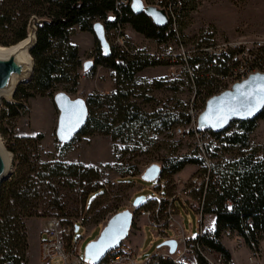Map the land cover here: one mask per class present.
<instances>
[{
    "label": "rangeland",
    "instance_id": "374dc122",
    "mask_svg": "<svg viewBox=\"0 0 264 264\" xmlns=\"http://www.w3.org/2000/svg\"><path fill=\"white\" fill-rule=\"evenodd\" d=\"M17 1L14 3L18 4ZM14 3L0 0V11H4L3 7L4 9L11 8L12 11ZM192 5L194 9L188 10L189 5H186L184 0H176L174 3L175 11L178 13L176 29L181 35L184 45L188 47L186 48L188 51L193 50L195 45L210 44H213L211 46L213 51H220L225 48L236 51L245 49L246 46L250 47L258 41H264V0H193ZM18 11L19 9L17 12H11L13 24L9 23L7 26H1L0 38H10V30L24 20L26 13L18 14ZM122 28L135 51L149 57L160 52L158 46L161 42L146 40L133 33L127 24ZM104 35L110 48L112 28L104 30ZM80 38L84 37L81 36ZM168 42L173 46L174 51H179L171 40ZM91 46L92 48H90ZM93 46L94 42L89 46L90 49L88 48L89 50L85 51L86 53L79 55L82 64L91 61L90 55ZM251 48L254 50L253 47L248 50ZM0 49L7 48L0 45ZM96 69L92 73L84 69L78 71L79 80L74 92H66L61 86H55L49 91V94L43 97L35 95L24 100L22 94L28 91L29 79L19 85L22 93L18 101L12 96L9 101L1 100L0 102V110L3 109L4 103L16 105V115L10 118L5 117L0 121V143L10 158V172L0 185V192L3 191L5 184L9 182L17 163L23 165L25 162L31 164L30 167L39 162L72 163L95 168L99 173L98 180L86 184L78 183L74 178H66L58 182L55 180L47 189L35 188L36 198L32 203L35 205L36 217L24 218L21 221L23 224L21 231L27 244V264H42L40 240H44L46 236L44 234L40 235L39 222L45 218L59 216V209L63 217L76 219L77 223L80 222L78 230L73 234V241L81 238V244L79 245L80 258H82L84 247L99 235L102 230L101 226L103 228L105 225H103V221L107 217L111 218L114 214L122 211H127L129 214L133 212V219L130 214V226L134 238L127 239V237L125 239L131 249L136 251L135 263L141 264L146 258L156 251L159 252L160 248L164 247H158L160 243L165 240H172L164 238H171L177 232L178 227L174 223L164 233L152 230L147 225L146 218L140 215L144 210L143 208L152 211L155 205L153 202L156 201L154 198H149V202L143 203L142 208H131V201L134 197L139 195L158 196L162 201L165 197L173 195L177 189H180L178 188L180 184H184L183 187H186V185L188 187L189 184H192L191 181L197 180V177L203 174L205 170H211L216 166L224 167L238 159L240 155H248L253 152L255 158H264V118L255 121V128L249 135L248 148L246 149L230 148L223 142L217 143L215 141H221L224 136L234 131L236 129L235 125L218 137L207 135L204 157L198 151L191 131L187 130V125L190 126L191 130H195L197 124L195 125L193 121H190L187 125L176 122L170 127L183 128L187 135L185 138H179L177 134L166 137L165 130L155 131L153 127L150 129L145 126L133 125L128 128H120V134L115 139H111L107 135L93 133L89 136H76L65 143L57 141L55 128L59 112L53 103V96L56 93H64L70 100L79 99L85 102L86 97L90 94L107 96L114 92H109L110 90L107 89L110 82L114 86L113 72L104 68L106 70L100 69L96 74ZM108 72H110V76ZM252 74L255 73L249 75ZM153 83L158 86L156 87ZM233 84L235 83L229 85V89ZM101 86L102 89L106 88L103 91L104 94H99L100 92L96 90ZM128 87L132 90L130 94L131 102L134 103L138 113L143 114L161 111L162 113L171 112L175 116L186 115L192 98L191 87L185 82L169 80L167 78V68L162 63L155 67L144 68L136 73L132 85ZM146 99L149 100L145 101ZM200 99L201 96L198 95L196 103ZM104 111L105 113L109 112L107 109ZM175 116L173 119H176ZM117 125H120V123ZM204 133L201 135H205ZM38 135L40 138L37 137ZM184 157H196L202 160V164L186 165L175 174L160 171L164 161ZM150 166H156L159 169L158 177L161 181H165L162 187L157 185L159 183L157 179L146 181L143 178L145 169ZM22 171H26V168H22ZM100 190L101 194L90 197L91 193ZM187 206L183 207L180 204L178 208L176 205L173 206L176 211L173 216H175V222L179 223L181 221L184 234H192L193 237L196 234L198 219L194 209L191 210ZM141 224L144 225L141 229L143 245L137 253V249L132 246V241L137 235L135 231L138 230V226ZM38 235H40V240ZM263 240H259L257 244V247L261 248L259 253L264 249ZM219 241L227 249H238L234 246V233L228 231L222 233ZM240 247L246 248L249 255L254 250H250L244 244ZM260 255L253 262H257ZM50 264H61V262L55 263L53 261Z\"/></svg>",
    "mask_w": 264,
    "mask_h": 264
},
{
    "label": "trees",
    "instance_id": "16d2710c",
    "mask_svg": "<svg viewBox=\"0 0 264 264\" xmlns=\"http://www.w3.org/2000/svg\"><path fill=\"white\" fill-rule=\"evenodd\" d=\"M15 1L17 0H7L8 3ZM120 1L131 0H20L17 1L18 4L14 3L12 11L11 8L4 9V7V11H0V28L9 23L13 24L11 12H17L19 9L18 14L26 13L22 23L10 30V38H0V45L6 47L14 45L25 37L26 24L30 16L34 15L41 20V24L36 27L35 44L29 51L33 68L28 91L22 94L24 100L35 95L43 97L49 94V91L55 86H61L66 92H74L79 80L78 71L80 69L89 70L92 73L95 68L103 67L113 72L114 92L107 96L90 94L86 97L84 102L86 106L85 123L74 137L98 133L115 139L120 134V128L123 127L140 125L150 129L153 127L155 131H166L176 122L186 125L190 123L187 113L182 116L161 111L143 114L138 113L134 103L131 102L132 90L128 86L132 85L134 75L144 68L161 64L154 61L152 57L144 56L137 51L135 55L129 56L113 47H110L108 53L104 54L94 39L90 55L91 61L81 63L77 48L69 42L73 28L76 27L81 32L92 34V25L100 23L103 30H109L119 20L117 7L121 13L120 24L122 27L127 24L146 40L158 43L171 40V34L166 32L168 26L156 27L145 14H134L129 6L122 5ZM141 1L150 5L153 0ZM192 1L184 0V3L189 5L188 10L194 9ZM108 15H111L112 18L108 19ZM176 15L178 16L177 12ZM85 64L88 65L86 68L83 67ZM195 64H197V69L205 70L210 61L197 56L192 60V65ZM178 81L185 82L190 86L187 79ZM204 83L205 80L199 77L194 80L196 88ZM153 85L158 86L156 83ZM21 93L22 89L17 86L13 98L18 101L21 98ZM205 94L207 92L202 96ZM15 106L4 103L3 109L0 110V121L5 117H14L16 115ZM104 108L109 112L105 113ZM174 116L176 119H173ZM260 118H264V108L254 119L232 121L224 131H210V134L213 137H218L235 125L234 131L224 136L221 141H215L223 142L230 148L246 149L248 148L249 135L255 128V121ZM118 123L120 125H117ZM37 137L40 138L39 135ZM200 164H202L201 159L184 157L164 161L160 171L175 174L186 165ZM30 166L31 164L25 162L23 165L17 163L9 182L0 192V264H27V244L21 231L23 228L21 221L24 218L36 217L35 205L32 203L36 198L35 188L47 189L55 180L58 182L66 178H74L82 184L99 178L97 169L79 164L39 162ZM22 168H26V171H22ZM203 173H208L216 186L211 187V190L204 196H202L201 189L193 190L190 193L191 198L200 205L203 213L214 215L212 233L208 237H201L199 245L204 249L220 253L225 261H229L230 255L219 241L222 233L228 231L241 238L243 244L250 250L256 249L258 241L264 239V158H255L253 152L248 155L243 154L224 167L216 166V168L207 169ZM96 194H101V190L91 193L90 197H95ZM195 195H197L196 198ZM225 201L229 202L228 206H224ZM165 202L163 199L160 201V205ZM153 203L155 204V202ZM144 204L139 208H142ZM175 205L178 207L179 203L175 201ZM180 205L185 207L181 203ZM194 212L196 213V211ZM58 215L57 217H63L60 209ZM197 262L206 264L202 259H197ZM159 264L173 263L160 262Z\"/></svg>",
    "mask_w": 264,
    "mask_h": 264
},
{
    "label": "built area",
    "instance_id": "2783aa9c",
    "mask_svg": "<svg viewBox=\"0 0 264 264\" xmlns=\"http://www.w3.org/2000/svg\"><path fill=\"white\" fill-rule=\"evenodd\" d=\"M174 1L175 0H153L150 5L163 10L168 21V29L166 32L171 34V41L179 51H174L173 46L169 42H164L158 46L160 52L150 56L154 61L165 65L167 68V78L169 80L178 81L187 79L189 81L192 89V98L187 111V116L189 117L194 108H201L202 112L207 99L229 90L230 84L245 80L251 73L264 74V41H258L250 46L253 47L254 50L252 48L248 50L250 47L246 46L245 49L236 51L227 48L220 51H213V47H211L213 44H210L196 46L193 50H189L191 51L189 52L188 49H186L188 47L184 45L176 29L177 15L174 10ZM120 3L122 5H130V1H120ZM116 11L119 20L112 28L111 47L126 55L133 56L136 51L126 38L122 25L120 24L121 13L118 7ZM197 56L209 59L210 64L207 65L205 70L197 69V64L192 65L193 58ZM197 77L204 79L205 83L196 88L194 80ZM205 92H207V94L202 96ZM198 95L201 96V99L196 103ZM187 130H190L188 125ZM190 131L192 137L195 139L198 151H200L201 156L204 157L205 139L207 135H211L210 130L205 128V135H196L195 130ZM164 134L166 137H171L176 134L179 138H185L187 136L181 127H172L166 130ZM157 181L159 182L157 185L160 187L165 184V181H161L159 177H157ZM191 182L192 184H189L188 187L187 185L183 187L184 184H180V187H178L180 189H177L174 192L175 194L173 193L174 196L171 194L166 197V202L163 205H160V198L158 196H145L144 203L147 202L149 198H154L156 201V205L152 211L144 209L140 215L146 218L147 225L150 226L152 230L164 233L168 227H172L175 223L178 230L171 238H164L172 239L175 242V249L172 253H168L166 247L160 248L159 252L156 251L141 264H159L160 262L198 264L197 259H202L206 264H232L230 260L225 261L220 253L206 250L199 245V239L201 237H208L211 235L214 215L212 213H203L200 205L191 198L190 193L193 190L201 189L202 196H204L211 190V187L216 186L214 180L209 177L208 173H203L197 177V180ZM209 184H211V186H209ZM175 201L182 205H188V208L196 211L195 214L198 219V224L195 236L192 237V234L185 235L182 230L181 221H179V223L174 221L175 216H173V213L176 211L173 206ZM228 205L229 202L225 201L224 206ZM130 207L132 208L131 205ZM108 219L107 217L103 221V225L106 224ZM39 224L40 235L44 234L46 236L44 240H40L42 264H50L53 261L55 263L60 261L61 264H91L83 257L80 258L79 245L81 244V238L71 241L74 234V226H79L80 222L77 223L76 219L65 217H52L41 220ZM234 243L236 248L243 246V240L236 236H234ZM260 249L259 247L254 249L246 258V262L249 264L255 263L253 261L261 254L259 253ZM135 255L136 251L132 250L126 243V239H123L108 251L97 264H137L134 260Z\"/></svg>",
    "mask_w": 264,
    "mask_h": 264
},
{
    "label": "water",
    "instance_id": "95a60500",
    "mask_svg": "<svg viewBox=\"0 0 264 264\" xmlns=\"http://www.w3.org/2000/svg\"><path fill=\"white\" fill-rule=\"evenodd\" d=\"M130 10L145 14L156 27H166L167 18L163 10L152 5H144L141 0H131ZM41 20L30 16L25 29V37L10 47L5 53H0V96L10 95L12 98L17 86L26 82L32 75L33 62L29 55L35 44L36 27ZM92 34L104 54L109 46L100 23L92 25ZM30 59V61H29ZM85 64L83 67L86 68ZM53 103L58 110L55 128L57 141H70L83 127L86 118V106L82 100H70L64 93H56ZM264 108V74H252L245 80L235 83L229 90L207 99L202 112L196 118V124L212 132L224 131L232 121H248L254 119ZM0 143V184L8 177L9 163ZM159 169L150 166L145 169L143 178L146 181L157 179ZM145 196L139 195L132 199V208L140 207ZM131 225V216L127 211L114 214L108 219L95 240L88 243L82 257L91 264H97L100 259L121 240L125 239ZM78 226H74V233ZM166 247L168 253L175 249L173 240H165L158 247Z\"/></svg>",
    "mask_w": 264,
    "mask_h": 264
},
{
    "label": "crops",
    "instance_id": "0c3cea01",
    "mask_svg": "<svg viewBox=\"0 0 264 264\" xmlns=\"http://www.w3.org/2000/svg\"><path fill=\"white\" fill-rule=\"evenodd\" d=\"M107 18L111 19V15H108ZM129 29L133 33H135L130 27H129ZM135 34H137V33H135ZM137 35H139V34H137ZM81 36L84 37V38H80ZM69 42L77 48V51H78L79 55H83V53H86L87 50L92 48V46L90 48H89V46L93 44L94 37H93L92 34H90L88 32H81L76 27H74L73 30H72V34L69 37ZM100 69L101 70H106L104 68L97 67L96 74H97V72ZM108 73H109V76H110L111 75L110 72H108ZM112 80L114 81L113 78H112ZM107 89L110 90L109 92H113L115 90V84L113 86V83L110 82V85H107ZM96 90H98V92H100L99 94H101V93L104 94L103 91L106 90V88L102 89V86H101L99 89H96ZM143 226H144L143 224L138 226V230L135 231L137 235H136L135 239L132 241V246L137 249V253H138V249L143 245V240L141 239V229H142ZM101 229H102V226H101ZM132 232H133V230L131 229V226H130L129 230H128V234H127L128 238L126 237L127 239H129V238L133 239L134 238V235H132ZM38 239L40 240V235H38ZM73 240L74 239L72 237L71 241H73ZM28 248L30 249L29 245H28ZM225 248H226V250L228 251V253L230 255V260H231L232 264H249V263L246 262V257L249 256V254H248L249 251L246 248H241L240 247L238 249H234V248H230V249L228 248L227 249L226 246H225ZM156 249H157V247H156ZM253 264H264V249L261 251V255H260V258L258 259V261L253 263Z\"/></svg>",
    "mask_w": 264,
    "mask_h": 264
},
{
    "label": "bare ground",
    "instance_id": "6f19581e",
    "mask_svg": "<svg viewBox=\"0 0 264 264\" xmlns=\"http://www.w3.org/2000/svg\"><path fill=\"white\" fill-rule=\"evenodd\" d=\"M167 26H168V21H167L166 27ZM6 48L7 49H0V53H5V52H7V51L10 50V47H6ZM29 61H30V59H29ZM10 99H11L10 95H1L0 96V102H1V100L9 101ZM200 113H201V108H194V110L191 112V114H190V116L188 118H190V121H193V123H195V125H196V118H197V116ZM189 128H190V126H189ZM190 130H191V128H190ZM204 132H205V128L204 127H199V126L196 125V127H195V133H196V135H201ZM5 157H6V160H8V163H9V168H8L7 171L10 172V158H9V155L8 154H5ZM9 172H8V175H9ZM130 214H131L132 219H133V212H131Z\"/></svg>",
    "mask_w": 264,
    "mask_h": 264
}]
</instances>
